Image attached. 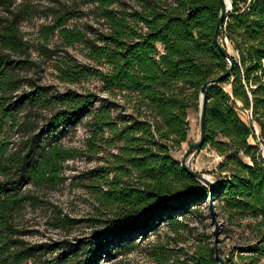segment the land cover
Masks as SVG:
<instances>
[{
	"label": "trees",
	"instance_id": "16d2710c",
	"mask_svg": "<svg viewBox=\"0 0 264 264\" xmlns=\"http://www.w3.org/2000/svg\"><path fill=\"white\" fill-rule=\"evenodd\" d=\"M231 1L223 39L234 51L235 69L223 84L207 91L203 149L209 146L224 159L213 192L186 172L173 153L188 142L189 112L200 111L202 86L229 66L214 43L220 0H137L133 9L123 0H86L100 28L85 29L69 26L81 17L79 11L59 10L44 30L45 43L57 36L64 48L82 46L90 63L46 49L48 58L57 56V79L78 85L93 78L114 100L71 90L51 94L49 87L34 84L16 95L22 81L15 71L25 62L13 56L26 54L31 45L19 28L21 11L0 18V124H16L23 105L53 107L40 133L26 134L15 148L0 140V264H27L36 255L40 257L31 264H97L103 255L116 254L110 243L144 237L166 216L175 246L194 239L189 248L167 251L166 245L157 246L160 253L150 254L154 264H218L213 236L191 225L201 214L197 206L210 196L218 203L214 214L225 230L241 236L228 264H235L236 253L238 264H261L264 0ZM238 110L248 113L247 122ZM31 113L18 123L24 131L33 125ZM87 113L91 119L85 148L64 147L57 141L59 130ZM85 156L102 163L88 185L98 218L94 232L76 244L26 245L19 237L17 216L34 198L27 188L55 189L64 181L65 163Z\"/></svg>",
	"mask_w": 264,
	"mask_h": 264
},
{
	"label": "rangeland",
	"instance_id": "374dc122",
	"mask_svg": "<svg viewBox=\"0 0 264 264\" xmlns=\"http://www.w3.org/2000/svg\"><path fill=\"white\" fill-rule=\"evenodd\" d=\"M0 3V18H9L11 12L21 11L23 20L19 28L24 35V40L28 41L31 48L26 54H15L14 59L25 62L22 68L15 71L17 78L21 79L22 87L16 95L28 92L31 90L32 84L35 86H45L50 88L51 94L64 93L66 91H75L79 94H96L99 99L112 97L104 94L100 90V84L93 78L78 84L70 85L62 83L57 79V71L55 70L56 59L48 58L49 52L59 51L58 54L71 55L72 61L76 60L83 64L90 63L82 52V46H75L72 48H64L60 44L57 36L50 39L46 44L44 41V30L51 25L55 14L62 9L71 8L76 9L81 14L80 18H74L69 22V26H78L80 29H85L87 26L100 28L92 14L93 6L86 3V0H5ZM128 5L129 9L136 8L137 0H123ZM230 53L233 55L234 51L230 44L227 43ZM18 98L15 97L14 100ZM119 100V98H117ZM53 107L36 106L30 107L23 105L16 113V124L4 122L0 124V140H6L14 145L15 148L18 143L23 141L26 134H36L43 130V126L47 123L51 109ZM95 109V108H94ZM30 131H24L18 126L26 116L28 111H31ZM93 111V109H92ZM241 118L247 122L248 113L238 110ZM29 115V113L27 114ZM91 119V113L82 116L79 121L68 126L65 129L59 130L57 134V141L64 147L70 149H84L86 139L89 136L88 122ZM190 133L188 142L183 144L179 150L173 153L175 159H181L182 155L189 149L191 142L199 138V112H189ZM251 145H255L254 141H250ZM264 148L263 146H261ZM220 157L209 146L197 153L190 160L191 166L198 172L206 174L210 179L217 183V172L219 165L223 162ZM250 163L248 159H245ZM102 165L96 158L89 160L88 156L75 158L65 163L63 172L64 181L60 183L55 189L50 190L44 187L34 188L28 187L31 195L34 196L17 216V227L21 234L20 239L26 245L53 244L55 242L68 241L76 244L77 241L89 236L94 232L93 224L98 218H95V200L91 195L89 189V181L97 167ZM217 202L214 203L217 206ZM200 208L201 214L197 216L196 222L191 225L199 227V232L203 231L213 236L212 242L214 245V230L215 223L210 218L212 213L209 200L197 206ZM181 214H178L179 219ZM169 216L160 218L155 222V230L148 233L146 236L136 235L124 239L123 242H112L109 244V249H115L116 254L113 257L103 255L97 264H154L150 254L157 252V246L166 245L167 251L177 247H191L194 237L187 241L180 243L178 246L169 238L172 234L168 231ZM102 219V218H100ZM105 218H103L104 220ZM220 238H219V254L228 264V256L230 255L233 244L240 240L236 234L228 233L225 227L222 226V220H218ZM100 224V222L98 223ZM196 235V234H195ZM131 240H134L131 241ZM221 251V253H220ZM170 253V252H167ZM36 255L31 258L28 263L31 264L39 258ZM49 257L47 255L45 258ZM233 263L238 264L239 259L237 253L233 257ZM27 263V264H28ZM261 264H264V259Z\"/></svg>",
	"mask_w": 264,
	"mask_h": 264
},
{
	"label": "water",
	"instance_id": "95a60500",
	"mask_svg": "<svg viewBox=\"0 0 264 264\" xmlns=\"http://www.w3.org/2000/svg\"><path fill=\"white\" fill-rule=\"evenodd\" d=\"M221 2V10L219 17L217 19L215 33H214V43L219 50V52L223 55V57L228 62V68L224 73L210 79L202 86L200 90V111H199V138L191 142L189 145V149L182 155L180 159V163L182 168L188 172L193 178L198 180L199 182L203 183L204 185L209 187L210 192H213L218 184L214 182L210 177L206 174L198 172L195 170L191 164L190 160L194 157L197 153L202 151L203 146L206 141V116H207V105H208V98H207V91L210 87L223 84L227 79H229L235 69V62L233 60V56L227 47V40L223 39V31L226 26V21L228 19V13L232 10V1L231 0H220ZM209 204L211 206V210L213 213V221L215 223V230H214V248L216 253V260L218 264H226L225 260L219 254V238H220V230H219V222L217 217L214 214V202L212 196L209 197Z\"/></svg>",
	"mask_w": 264,
	"mask_h": 264
}]
</instances>
